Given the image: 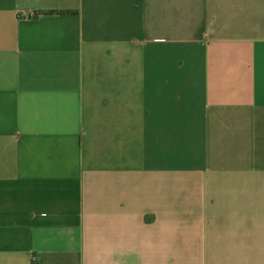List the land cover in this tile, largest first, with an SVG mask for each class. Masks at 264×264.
<instances>
[{
    "label": "crops",
    "instance_id": "crops-1",
    "mask_svg": "<svg viewBox=\"0 0 264 264\" xmlns=\"http://www.w3.org/2000/svg\"><path fill=\"white\" fill-rule=\"evenodd\" d=\"M0 264H264V0H0Z\"/></svg>",
    "mask_w": 264,
    "mask_h": 264
},
{
    "label": "trees",
    "instance_id": "trees-1",
    "mask_svg": "<svg viewBox=\"0 0 264 264\" xmlns=\"http://www.w3.org/2000/svg\"><path fill=\"white\" fill-rule=\"evenodd\" d=\"M40 13H43V14H63V13H70V11H42Z\"/></svg>",
    "mask_w": 264,
    "mask_h": 264
}]
</instances>
